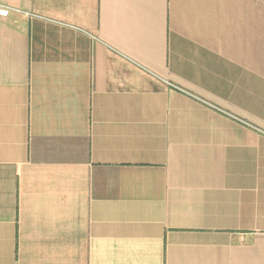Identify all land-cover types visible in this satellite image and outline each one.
<instances>
[{"label": "crops", "instance_id": "1", "mask_svg": "<svg viewBox=\"0 0 264 264\" xmlns=\"http://www.w3.org/2000/svg\"><path fill=\"white\" fill-rule=\"evenodd\" d=\"M0 4V264H264V0Z\"/></svg>", "mask_w": 264, "mask_h": 264}, {"label": "built area", "instance_id": "2", "mask_svg": "<svg viewBox=\"0 0 264 264\" xmlns=\"http://www.w3.org/2000/svg\"><path fill=\"white\" fill-rule=\"evenodd\" d=\"M11 9L5 5L0 4V15L8 16Z\"/></svg>", "mask_w": 264, "mask_h": 264}]
</instances>
